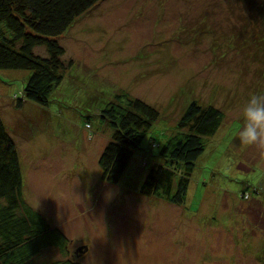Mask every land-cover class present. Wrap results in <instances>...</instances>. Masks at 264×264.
<instances>
[{"label":"rangeland","instance_id":"1","mask_svg":"<svg viewBox=\"0 0 264 264\" xmlns=\"http://www.w3.org/2000/svg\"><path fill=\"white\" fill-rule=\"evenodd\" d=\"M213 1L100 0L57 39L64 59L77 61L85 86L94 88L85 99L66 81L64 96L55 92L49 107L29 101L18 109L14 96L30 71H0V113L20 150L25 197L70 242L66 254L50 250L45 258L264 264V201L253 200L264 199V155L240 147L237 139L243 105L252 93H264V40L257 45L251 37L245 46L228 50L227 60L220 58L227 37L240 34L237 26L263 39L264 17L247 25L248 12L238 4L225 25L207 31L202 24L212 27L222 16ZM259 2L264 7V0ZM253 52L259 58L247 59ZM35 53L47 56L45 47ZM71 73L76 76L75 69ZM118 91L156 106L161 117L146 132L122 180L112 185L98 164L111 130L106 125L96 130L101 125L96 113ZM193 96L220 107L225 118L208 137L183 209L144 195L141 188L158 162L154 139L168 138ZM87 119L96 135L86 128ZM12 123L20 126L13 130ZM243 192L252 198L244 199ZM84 245L89 248L76 255Z\"/></svg>","mask_w":264,"mask_h":264},{"label":"trees","instance_id":"2","mask_svg":"<svg viewBox=\"0 0 264 264\" xmlns=\"http://www.w3.org/2000/svg\"><path fill=\"white\" fill-rule=\"evenodd\" d=\"M99 1L0 0V71H30L24 89L14 96L18 109L29 101L49 107L55 92L64 96L66 81L77 87L83 99L93 92L92 84L86 87L81 77L82 66L73 59H64L65 48L57 39ZM226 1H213L219 5L222 16L215 18L219 22L212 27L202 24L207 31L225 25L234 16V5L238 4L248 12L245 15L247 21L244 19L247 25L249 22L255 24L253 19L257 21V16L264 17V7L259 0ZM235 30L240 34L227 37L221 59L228 50L232 52L245 46L251 37L257 45L264 40L239 26ZM37 47H45L47 56L35 53ZM250 58L257 60L259 55L253 52L248 54L247 59ZM72 69H75L76 76L71 73ZM98 111L96 114H99L101 125L96 130L102 131L105 125L111 130V139L105 145L98 164L103 171V180L112 185L118 184L146 132L161 117V112L156 106L126 91H118L99 106ZM224 118L225 112L220 107L202 104L193 96L168 138L163 141L157 136L154 139L153 145L159 148L158 162L149 171L141 188L142 193L164 198L179 208L187 209L184 205L189 196L192 175L207 149L208 137L217 132ZM19 126L10 125L13 130ZM86 128L90 135H96L90 119L86 120ZM24 182L18 144L0 113V264H88L81 258L75 261L77 259L66 256L62 259L44 257L47 251L57 249L66 254L70 242L59 226L52 224L45 214L27 201ZM253 190L259 193L257 187ZM243 196L246 200L252 198L244 192ZM253 200L264 201L259 195ZM81 253L83 251L78 249L75 254Z\"/></svg>","mask_w":264,"mask_h":264},{"label":"clouds","instance_id":"3","mask_svg":"<svg viewBox=\"0 0 264 264\" xmlns=\"http://www.w3.org/2000/svg\"><path fill=\"white\" fill-rule=\"evenodd\" d=\"M241 119L239 146L260 149L264 155V93L254 92L248 97L241 109Z\"/></svg>","mask_w":264,"mask_h":264},{"label":"water","instance_id":"4","mask_svg":"<svg viewBox=\"0 0 264 264\" xmlns=\"http://www.w3.org/2000/svg\"><path fill=\"white\" fill-rule=\"evenodd\" d=\"M84 247V248H83ZM88 247L87 246H82V247H79V251H84V250H87Z\"/></svg>","mask_w":264,"mask_h":264},{"label":"crops","instance_id":"5","mask_svg":"<svg viewBox=\"0 0 264 264\" xmlns=\"http://www.w3.org/2000/svg\"><path fill=\"white\" fill-rule=\"evenodd\" d=\"M14 125V124H13Z\"/></svg>","mask_w":264,"mask_h":264},{"label":"flooded vegetation","instance_id":"6","mask_svg":"<svg viewBox=\"0 0 264 264\" xmlns=\"http://www.w3.org/2000/svg\"><path fill=\"white\" fill-rule=\"evenodd\" d=\"M80 252V251H79Z\"/></svg>","mask_w":264,"mask_h":264}]
</instances>
